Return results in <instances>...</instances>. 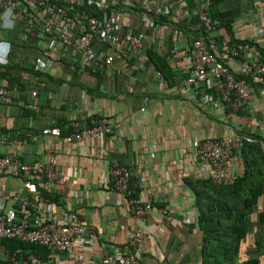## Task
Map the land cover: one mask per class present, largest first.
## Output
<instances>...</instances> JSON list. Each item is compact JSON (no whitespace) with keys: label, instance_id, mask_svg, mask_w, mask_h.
Here are the masks:
<instances>
[{"label":"crops","instance_id":"crops-1","mask_svg":"<svg viewBox=\"0 0 264 264\" xmlns=\"http://www.w3.org/2000/svg\"><path fill=\"white\" fill-rule=\"evenodd\" d=\"M98 1L99 17L113 22L120 34L141 36L142 50L133 53L121 42L112 51V65L103 67L74 61L72 51L50 54L42 48L47 40L39 32L36 54L23 56V60L30 66L36 57L51 56V65L42 71L50 78H28L36 83L37 89L31 90L36 92L35 98L27 91L24 99L13 93L15 98L10 104L0 103V156L10 154L23 164L44 165L51 152L58 172L56 180L44 187L55 201H42L24 188L21 177L0 171V201L19 209L16 197H27L33 207L47 210L57 222L83 224L89 232L66 253L50 251L49 255L39 256L40 250L36 254L21 251L28 256L21 259L18 253L16 260L99 264L106 255L129 252L130 237L139 230L143 238L135 253L142 264H201L202 234L195 194L186 179L206 178L208 168L193 159L191 144L234 136L241 130L264 139V88L253 91L252 101L239 115L226 111L224 106L213 109L202 103L201 97L215 90L210 80L198 86L196 97L190 89L181 88L189 71L190 39L197 31V16L208 0ZM253 1L226 0L217 4L219 11L241 22L235 40L254 45L252 52L228 62L236 76L242 75L243 64L258 55L257 47L264 49V0L257 7ZM85 4L91 5L89 0ZM77 34L75 22L69 35L74 38ZM216 37L217 47L224 48L226 33L219 30ZM0 39L5 40V34H0ZM149 54L166 61L173 84L161 82ZM2 84L0 81L5 88ZM93 116L108 118L119 127L109 135L80 144L63 140L73 131V120L79 129L88 128ZM48 128H58L60 137L31 139ZM112 163L128 168L138 199L151 200L153 209L140 222L128 214L126 198L111 189L108 171ZM230 168L242 173V160L233 158ZM36 182L40 184V180ZM160 209L168 214L163 215ZM260 212H264L263 197L251 215L252 222ZM246 240L252 245L254 232ZM9 252L0 244V263L9 262Z\"/></svg>","mask_w":264,"mask_h":264},{"label":"built area","instance_id":"built-area-1","mask_svg":"<svg viewBox=\"0 0 264 264\" xmlns=\"http://www.w3.org/2000/svg\"><path fill=\"white\" fill-rule=\"evenodd\" d=\"M87 0H0V13L11 8L14 23L11 28H5L0 20V34H4L14 28L17 21H21L30 27L38 25L40 33L47 40L42 48L50 54L63 55L67 51L74 53L76 62L94 63L103 67H110L115 60L112 49L121 42L127 44L128 49L138 53L143 48L141 36L135 34H120L115 30L114 23L103 20L99 16H88L81 12L77 17L68 13V7H84ZM91 8L99 10L98 0H89ZM226 1V0H224ZM262 0H254L257 7ZM203 8L197 16V38L190 39L189 71L186 78L181 82L182 89H190L193 96L198 95V86L210 80L214 84V92L204 95L201 101L213 109L227 106L232 112L245 108L253 99L251 84H264V62L260 61L259 54L252 60L243 64L242 75L249 80L239 79L230 70L228 62L233 58L252 52V45L236 41L225 50L217 47L216 39L212 35V21ZM77 23L78 34L70 37L69 29ZM240 21L232 24L233 34L237 32ZM262 31V30H261ZM26 39V36H24ZM10 53V45L6 40L0 39V62L4 64ZM51 57V56H50ZM41 56L35 61L40 69L49 67L52 59ZM34 63V64H35ZM162 83V77L158 74ZM16 89V88H14ZM32 98L36 97L35 91H30ZM12 102L6 88L0 86V103ZM88 128L79 129L77 122L72 121V132L63 140L68 144H80L88 140L98 139L103 135H109L118 129L119 124L102 117L100 121L93 122ZM50 135L60 137L58 128L43 129L40 133L31 136L33 141L41 136ZM241 140L235 136H223L221 138H208L195 140L191 144L192 157L196 162L208 168L206 178L213 184L229 186L234 183L239 173L230 168V163L235 154L240 152ZM54 156L48 152V160L44 165L23 164L6 154L0 156V171H7L11 176L21 177L24 188L29 193L36 192L35 180H40L41 186L51 185L58 177L54 168ZM109 180L111 189L124 196L127 200L128 214L135 222H140L153 209L150 199L141 201L133 198L134 190L130 188L129 171L112 163L110 165ZM19 209L7 207L0 201V243L4 240L15 239L17 241L45 247L49 251L66 253L71 250L74 243L89 235L88 229L83 224H61L47 210L32 206L27 197H16ZM163 215L168 214L166 209H160ZM34 217L31 223V218ZM143 233L139 230L133 232L129 240L130 251L121 256L112 254L104 256L99 264H142L136 256L138 243L142 240ZM5 264H38L29 263L25 260L21 263L11 257Z\"/></svg>","mask_w":264,"mask_h":264},{"label":"trees","instance_id":"trees-1","mask_svg":"<svg viewBox=\"0 0 264 264\" xmlns=\"http://www.w3.org/2000/svg\"><path fill=\"white\" fill-rule=\"evenodd\" d=\"M220 1L224 0H208L205 11L211 18L212 35L216 42H218L217 31L223 30L228 36V42L221 49L225 50L237 40L234 38L232 29L234 18L217 9V4ZM67 9L69 15L73 17H77L81 12L97 17L101 13V11L88 6L68 7ZM39 32L38 25L30 27L17 21L12 30L4 33L5 40L10 45V53L6 62L0 63V81L5 83L2 85L5 86L12 101L15 98L13 93L22 97L27 91L37 89L36 83L29 82L28 78H50L42 72L43 69H40L35 61V64L26 66L23 60V56L30 53L36 54L35 39ZM192 36L197 38L198 32L196 31ZM242 43L253 44L252 42ZM257 51L260 61L264 62V49L257 47ZM149 55L165 84L168 86L173 84L166 61L155 54ZM236 77L250 82L246 76L237 75ZM251 87L254 91L259 87L264 88V84L254 83L251 84ZM22 98L24 99V97ZM23 101L25 103V100ZM225 108L226 111H231L227 106ZM242 111L239 109L233 113L239 115ZM101 118L92 117L96 122ZM94 121H89L87 127H92ZM234 136L239 138L242 143L240 152L235 155L242 160L244 168L233 184L229 186L215 185L208 178L186 179L188 186L195 194L197 224L202 234L201 264H264V212L258 214L256 222L251 221V215L257 211L258 200L261 197L264 198V139L245 130L235 131ZM36 181L38 179L34 181L36 198L42 201H55ZM129 185L134 190L132 197L136 198L137 189L132 178H130ZM253 232L254 242L249 245L246 238ZM0 244L10 251L9 258L14 256L15 259H18L17 254L21 253V259H25L28 255L21 251H30L36 254V250H40L41 253H37L39 256L51 253L45 247L23 243L15 239L4 240Z\"/></svg>","mask_w":264,"mask_h":264},{"label":"clouds","instance_id":"clouds-1","mask_svg":"<svg viewBox=\"0 0 264 264\" xmlns=\"http://www.w3.org/2000/svg\"><path fill=\"white\" fill-rule=\"evenodd\" d=\"M0 20L3 21V26L5 28H11L14 23V16H13L12 9L8 8V9H5L3 13H0Z\"/></svg>","mask_w":264,"mask_h":264},{"label":"rangeland","instance_id":"rangeland-1","mask_svg":"<svg viewBox=\"0 0 264 264\" xmlns=\"http://www.w3.org/2000/svg\"><path fill=\"white\" fill-rule=\"evenodd\" d=\"M28 58H31V57L28 56Z\"/></svg>","mask_w":264,"mask_h":264}]
</instances>
